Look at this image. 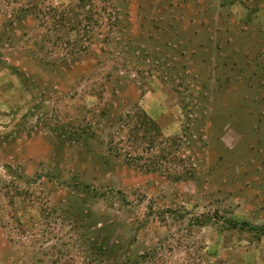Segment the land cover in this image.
Returning <instances> with one entry per match:
<instances>
[{
  "label": "rangeland",
  "instance_id": "obj_1",
  "mask_svg": "<svg viewBox=\"0 0 264 264\" xmlns=\"http://www.w3.org/2000/svg\"><path fill=\"white\" fill-rule=\"evenodd\" d=\"M263 11L0 0V264H264Z\"/></svg>",
  "mask_w": 264,
  "mask_h": 264
},
{
  "label": "trees",
  "instance_id": "obj_2",
  "mask_svg": "<svg viewBox=\"0 0 264 264\" xmlns=\"http://www.w3.org/2000/svg\"><path fill=\"white\" fill-rule=\"evenodd\" d=\"M153 124H155V123H153ZM227 227H228V229H233V230L238 229V230L253 231L255 233H258L260 236L264 237V230L263 229L252 227L246 222H237V221L229 220V221H227Z\"/></svg>",
  "mask_w": 264,
  "mask_h": 264
},
{
  "label": "crops",
  "instance_id": "obj_3",
  "mask_svg": "<svg viewBox=\"0 0 264 264\" xmlns=\"http://www.w3.org/2000/svg\"><path fill=\"white\" fill-rule=\"evenodd\" d=\"M262 14L261 15H263V16H261V17H263L264 18V11L263 12H261ZM263 22H264V20H263Z\"/></svg>",
  "mask_w": 264,
  "mask_h": 264
}]
</instances>
